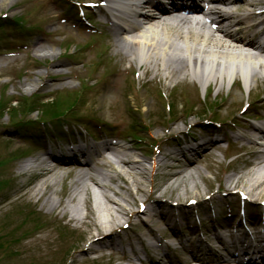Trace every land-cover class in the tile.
Segmentation results:
<instances>
[{
	"label": "rangeland",
	"instance_id": "obj_1",
	"mask_svg": "<svg viewBox=\"0 0 264 264\" xmlns=\"http://www.w3.org/2000/svg\"><path fill=\"white\" fill-rule=\"evenodd\" d=\"M88 1L15 0L0 8V264H130L122 259L120 249L131 253L129 244L143 221L148 219L147 214L135 212L138 203L148 197L150 177L145 180V193L134 194L136 200L117 188L118 185L123 187L119 180L108 183L104 192L135 214L129 218L128 228L124 225L118 232L119 249L89 254L88 240L97 233L87 232L86 225L72 221L71 213L78 209L85 215V201L93 199V193L82 190L77 201L70 204L77 175L67 178L69 172L61 171V182L43 198L38 195L42 179L20 177L24 158L32 156L35 160L53 148L44 153L42 149L46 143L34 144L31 138H26L36 136L32 130L37 127L42 134L40 125L23 126L37 120L38 123L45 121L49 126L60 122L67 125L70 124L68 121L74 120H82L91 128L99 124L100 130L94 131L95 138L79 126H71L64 132L74 136L77 147L116 140L130 147L147 166L150 158L171 156L166 160L167 164L176 169L158 168L154 172L152 182L159 192L147 205L155 206L161 219L172 217L160 224L159 234L164 237L160 244L191 246L189 240L193 232L201 235L210 231L206 238L208 245L201 242L199 235L196 244H203V248L216 247L221 253L215 232L210 230L214 224L217 228L218 225H236L243 220L249 222V215L264 213V199L254 202L243 191L248 181L255 177L251 173L255 169L251 164L256 161L255 150L243 148L244 145L235 146L236 141L246 135L236 124L261 123L255 117L264 110V84L260 85L257 94L254 91L250 99L247 96L240 103L233 102L232 91L238 89L246 93V84L242 82L231 87L226 83L222 90H219L222 84L209 89L200 84L173 89L175 84L156 80L155 87L144 85L140 83L143 72L137 65L131 66L114 48L110 26L100 13L101 5L86 7ZM79 7L86 12L92 11L93 27L79 19L83 14ZM244 11L242 7L238 12ZM12 19H16L22 29H16ZM255 20H258L257 16L252 18ZM13 45L17 47L12 48ZM52 53L54 56L50 55ZM15 99L20 100L19 103ZM191 111L193 115L187 116ZM59 115L67 118L55 121L54 117ZM90 119L95 121L90 122ZM193 120L195 123H191ZM212 120L218 123L212 133H196ZM134 129H143L140 133L142 141L128 137ZM197 134L199 136H195ZM194 137L197 141L192 146L205 143L209 146L194 154L200 153L203 158L191 166L184 159L179 144ZM218 145V150L213 151ZM78 160L83 159L79 156ZM172 173L178 177L167 176ZM229 177L233 178L232 182ZM178 183H182L180 188H177ZM87 184L91 191L101 195L100 188L89 180ZM116 191L119 196H114ZM241 194L247 198L243 199ZM170 196L169 202L173 204L164 205L161 199ZM123 197L127 202H123ZM46 198L59 206L49 208ZM215 205L219 206L215 213L199 222L193 218L196 213ZM65 208L69 212L65 213ZM222 211L237 213L236 221L227 222L222 216L219 223L215 222ZM181 221H187L188 225L175 230L177 226L173 225ZM177 234L181 239L175 238ZM248 237L249 241L254 239ZM132 248L145 258L139 242H134Z\"/></svg>",
	"mask_w": 264,
	"mask_h": 264
},
{
	"label": "bare ground",
	"instance_id": "obj_2",
	"mask_svg": "<svg viewBox=\"0 0 264 264\" xmlns=\"http://www.w3.org/2000/svg\"><path fill=\"white\" fill-rule=\"evenodd\" d=\"M14 1L0 0V8L9 6ZM124 1L126 0H112L110 2L118 6V9L108 6L103 8L102 12L107 19V26H110L117 53L121 54L125 61L130 62L131 66L137 65L143 72L140 83L155 87L154 82L159 80L161 83L169 81L175 84V87L187 85L196 87V84H200L209 89L213 86L217 87L220 80L222 86L225 83L231 86L232 83L246 81V93L233 89L234 103H240L247 96L250 99L254 91V93L259 92L260 85L264 84V64H262L264 62V24L261 20L250 21L253 6L257 3H251L248 0H211L234 7H229L224 12L216 10L213 15V29L208 31L205 27L192 29L189 22L188 24L181 22L175 16L185 8L200 16L202 15L200 10L206 6L205 4L198 7L197 3L190 2L191 0H131L134 3L126 5ZM135 1L140 2L136 5ZM242 7H245L247 14L238 12ZM120 9L127 11V16L120 15L118 13ZM157 11L162 12L163 17H160ZM248 49L254 51V54ZM50 55L54 56V53ZM245 64L259 71L251 73L248 69L244 72ZM262 107L264 108V105ZM255 119L262 120V123L249 126L242 122L237 124L243 130H247V135L236 141L235 146L244 143L255 150L256 161L251 164L257 168V173L248 181L243 191L247 192L245 195L254 202H261L264 199V110L256 115ZM194 121L191 123H195ZM16 139L19 140V137ZM207 146L209 144L205 143L198 150ZM218 148L219 145L213 150ZM77 153L82 155V161L73 157ZM77 153H70L71 156L68 157L54 156L55 163L52 167L39 162V178L43 181L39 184L38 195L42 198L46 197L48 192L61 182V171L69 172L67 178L77 175L70 194V204L77 201L82 190H85L87 194L93 193V199L87 198L85 201V215L78 209L71 213L72 221L86 225L87 232L97 233L88 240V253L98 254L108 249L117 250L121 247L118 232H121L120 230L129 223V218L135 213L129 212L121 202L104 192L108 183L119 180L123 187L118 185L117 188L123 190L126 196L136 200L134 194L145 193V180L150 177L148 197L142 201L145 205L159 192L152 182L155 178L154 172L158 168L174 171L176 168L167 164L166 160L171 157L168 155L150 158V165L147 166L145 160L131 152L130 147L113 140L81 147ZM202 158V154L199 153L194 158H190L188 163L191 166L196 165L202 161ZM167 176L176 178L178 174L172 173ZM88 180L101 189L100 196L91 191L87 184ZM229 180L232 182L233 178L229 177ZM113 193L114 196H119L117 191ZM124 200L123 202H127L126 199ZM46 204L51 209L59 206V203L55 204L50 198H46ZM64 211L69 212L68 208ZM141 214H147L148 219L143 221L136 231L135 239L129 245L134 247V242H139L146 260L140 258L134 248L132 256L128 255L124 248L120 249L130 264H210L222 260L212 249L209 252L214 256H206L205 252L191 247H185L181 251L175 250L172 253L167 252L164 256L158 249L160 248L158 241L161 232L160 224L172 217L161 219L160 211L151 205L142 209ZM250 216L252 215H249L252 219L253 217ZM137 218L140 217L137 216ZM252 225L262 224L255 222ZM223 229L233 232L231 242L226 240L225 232L221 236V240L227 241L224 245L231 255V258L225 260L223 264L244 263L238 251L254 253L259 256L260 261L252 260L251 262L264 264V237L261 239L260 246L251 250L244 240L237 236V231L241 229L240 225L237 229L228 225ZM194 235L195 233L193 237ZM148 238L154 241L155 246L147 243Z\"/></svg>",
	"mask_w": 264,
	"mask_h": 264
},
{
	"label": "trees",
	"instance_id": "obj_3",
	"mask_svg": "<svg viewBox=\"0 0 264 264\" xmlns=\"http://www.w3.org/2000/svg\"><path fill=\"white\" fill-rule=\"evenodd\" d=\"M44 108L46 109V106H44ZM34 215V213H32V215L31 216H33Z\"/></svg>",
	"mask_w": 264,
	"mask_h": 264
}]
</instances>
